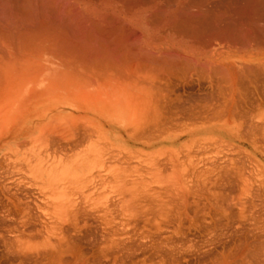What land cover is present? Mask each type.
Wrapping results in <instances>:
<instances>
[{
  "label": "bare ground",
  "instance_id": "6f19581e",
  "mask_svg": "<svg viewBox=\"0 0 264 264\" xmlns=\"http://www.w3.org/2000/svg\"><path fill=\"white\" fill-rule=\"evenodd\" d=\"M226 143L248 145L246 148L254 154L264 150V0H0V161L22 163L25 170L41 177L42 184L60 186L65 191L69 185L81 184L103 172L112 177L115 172L126 170L128 166L124 163L134 159L147 162L151 169L159 170L162 166L166 169L167 163L174 169L184 155L197 166L195 160L210 158L206 157L211 151L210 144L227 147ZM232 152L228 154L232 156ZM237 157L223 158L222 164L214 156L220 165L219 174L214 172L221 174L220 180L213 177L205 182L213 172L212 168L201 166L211 170L209 174L205 169V173L199 172L208 175L201 174V186L217 192L216 186L227 183L233 166L240 165L234 162ZM243 157L253 162L251 157V160L245 154ZM114 160L123 164L114 165L111 163ZM210 160L209 163L214 159ZM168 165L166 171L170 169ZM235 166L238 171L232 174L239 175L235 178L241 181L242 192L238 195L243 196L251 185V178L244 173L251 169L244 172L241 165ZM230 180L233 181L229 178L228 183ZM209 183L215 186L214 190ZM196 186L200 187V182ZM221 188L217 196L206 193L207 189L203 191L207 196L210 193L212 197L223 198H218L223 202L229 194L224 192L227 187L224 191ZM221 192L227 195L222 196ZM200 196L206 200L205 195ZM233 196L238 197L236 192ZM197 198L192 202L197 201L198 208L203 204L210 209L208 204L204 206L206 202L200 205ZM217 198L208 201L216 203ZM151 199L150 203H154L155 199ZM172 199L170 204L166 203L168 207L178 203L172 205ZM175 199L174 202L181 200ZM249 199L248 203L242 199L241 203L233 202L242 206L241 211L262 203L252 201L251 205ZM189 201L188 198L187 205L191 206ZM150 203L146 207L144 203L146 210H153L154 204ZM246 203L251 206L246 207ZM166 205L172 211L164 207L167 212L160 211L158 217L147 216L148 212L144 216L141 210L143 217L139 218V209L138 214L134 212L118 221L106 219L104 239L90 253L83 251L74 238L83 228L79 213L70 220L52 221L44 225L43 247L31 251L35 256L30 258L27 254L30 252H24L17 263L9 260L8 264H180L179 256L186 251L184 244L161 233L175 215L179 233L186 210L181 213L178 210L182 207L177 206L176 210ZM187 205L183 209L190 207ZM197 209L192 214L188 211L193 217L191 224L201 229L196 219L205 209L199 208L202 210L199 213ZM173 210L179 213L174 214ZM251 210L248 212H252L249 215L254 227L241 234L240 249L235 243V252L227 248L221 252L222 248L219 254L212 253L210 257L205 252L203 261L192 263L264 264V209L258 211L262 216L254 215L257 209ZM221 212L219 215L228 213ZM204 216H200L205 219L201 224L208 221ZM18 232L20 238L22 232ZM138 239L150 243L151 254L146 249L138 254L134 248ZM195 253L198 254L196 250Z\"/></svg>",
  "mask_w": 264,
  "mask_h": 264
},
{
  "label": "rangeland",
  "instance_id": "374dc122",
  "mask_svg": "<svg viewBox=\"0 0 264 264\" xmlns=\"http://www.w3.org/2000/svg\"><path fill=\"white\" fill-rule=\"evenodd\" d=\"M226 145H227V147H230L232 149L228 153H231L233 151L232 152L233 154H231L233 157H234V155L236 157L238 155V157H237L238 159L237 158H233V159H234L235 163L237 161V163H240L241 166L240 165H238V166L234 165L235 167L240 166L241 168L244 169V172L251 169V170L247 171L246 173H244L245 175H249L248 176L249 179L251 178L250 179L251 185H249V189H248L246 195L243 194V196H242V193L240 195H238L239 194L238 192H242L241 181L236 180L239 178V175L238 176L236 175V177H234L235 176L234 174L237 173L238 169H236V168L234 169V166H233V168H232L233 172H232V170H231V172L232 173L235 172V173L229 174L230 176H228V180H229V178H231L234 182L230 180L231 183L230 182L228 183V180H227V183H228L227 184V183H224L223 181H221V183H224V185L222 184L223 185L222 186L219 184L216 187H218V188L222 187L221 189H219L221 191H224V189L227 187L224 192L229 194V197L234 192V194H232V196H231L232 199L230 198L232 200V202H233V200H237V198L239 197L237 201L241 203L242 200L245 201L244 198L246 196H248V197L250 196L249 198H251V200L247 197L245 202L248 203V199L251 202L252 201L253 202L254 201L255 202L262 201V203L261 202L260 203H261L263 208L259 209V206L261 207V205L259 203V206H257L258 205V203H257V205L255 204L258 207V208H256L257 209L256 210L255 205H253V202H252V204L251 203L250 204L253 205V207L247 203L245 205L246 207H247V205L249 207L251 206V209L253 208L252 210L246 208V209L241 211L242 206H240V207H239V205L237 206V204L235 203L237 201L233 202L235 204H232V202H230L229 203L230 207L231 206L232 207L229 208V205H227V204L231 200L229 199V201H228L227 198H229V197L226 196L227 194L222 195L225 193L221 192L222 196H226L224 198L223 202L221 201L223 198L221 199L220 197H218L219 199H221V200H218V198L214 197V195H213V197L217 198L216 203H218V201L222 202L221 205L219 204L220 207L222 205H224L225 203L227 206L226 205L224 206L226 208L225 210H223L224 207H221V209H218V208H220V207H218L219 205L212 202V201H216L212 197V194L209 193V195L207 196V194L204 193L203 189L205 186L203 184L204 187H202L201 186L202 181H200V180H203L202 175L205 172L207 174L208 171H211V170H212L213 174L214 173L216 174V172L220 168L219 167L220 165L218 166L217 162H219L221 160L220 163L223 164V162H224V164H225V160H223V158L229 159L232 157V156H230V154L227 153V151H229L230 148L225 147V145H223V144H218V145L217 144H210L209 148L211 149V151L206 156V157H210V158H206L207 160L208 159L209 160L211 159L210 161H212V159L215 160V162L213 160V162H211V163L212 164L214 163L215 165H217L216 167L214 164L211 165V163L208 162L209 160L205 161V158L203 159L204 161L202 159L195 160V162H198L199 164L197 166H193L191 160L189 158H187L186 156L183 157L184 155L180 156L181 158L177 162V166L174 169H172L173 165L171 163H169V165H168V163L163 160L169 166L168 169L170 168L168 171H166L167 165H166V169L161 165L163 168L161 167V169L156 170V169H151L149 167V165L147 164V162L140 163V162H138V160L134 159V160L129 161L128 163H124L125 166H128V168L126 170L118 171L119 173L115 172L114 176H112V177L104 175L105 172H103L101 176L90 177L88 180L83 181L81 184L69 185L68 187L65 188V191L63 189H61L60 186H59V188H56L54 185L52 186V185H49L46 183L42 184L40 182L41 177H38V176L30 173L29 171L25 170L22 163H18L19 164L18 165V164H16L17 162L15 163L11 160L5 161L2 159L0 161V169L2 167L4 170L3 169L0 170V263L8 264L9 260L10 261L16 260V263H17L19 258H20L19 255L23 256V254H21V253H24V252L25 253L30 252L31 255H30V253H27V254H29L30 258H31V256L32 257L35 256L36 253H34V252H36L37 249H41L43 247L41 245L43 243L42 238L46 235V234H44L46 232V228L44 227V225L47 223H52V221H58L62 218L64 220L73 219L74 215H77L78 213L79 214L83 213L82 214L83 216L79 215V214H78L79 218L77 216L78 220L81 222V224H83L82 225L83 228L82 229L80 228L81 230L76 235H74V238H75V241L76 240L79 241V242L76 241V244L80 243L78 245H80V247L83 249V251L85 249V252L90 253L92 251V249H94V247L96 248L104 239V237H103L104 234H102V233L104 231L103 227H104V221L106 219L112 218L113 220L118 221L122 217H126L127 215L131 216V214L134 212L137 213V211H139V209H140V212H138L140 214L139 218H142L143 215L145 216L146 212H148L147 216H148V214L149 215L151 214V215L158 217L157 214L160 213V211H162V212L166 211L167 212L168 209L164 205H166V203L170 204V202H169L170 199H172V198L175 199L176 197H177V199L179 198L181 200L176 201L177 199H175L176 202H174L172 199L171 204L178 202L177 204L181 203L180 204L181 206H179L177 204H175L176 206H169V207H168V205H166V206L168 208L173 207V209H176V210L178 208L177 206H179L180 208L182 207L181 209L179 208L180 210H178L179 212L181 211V213H182V211L185 212L184 210H186L185 213H182L183 215L185 214L184 216L182 215L183 216L182 217L183 225L181 226L179 233H177V231H178L177 230L178 229V224H177L178 219H176L177 215H175L176 218L172 216V218L170 217V219H169L170 221H172V223L169 222V224H166V226H164V228H163L164 231H162L163 233H161V235L162 234L164 236L165 235H172V236H174V238H176V240L179 239V240H177L178 242L180 241L182 244H184V248L186 249V251L183 252V255L186 259L188 258L189 260L184 259L183 255H180L179 256L180 264H194V263H198L199 261L201 262L205 258L203 256H205V255L208 256L209 253H210L209 257L212 255V253H213V255H216L215 253L219 254V252H220L219 250H221L222 248L223 249L221 250V252L223 250H225L226 248H227V251H228V249H230L229 251H234V252L237 251V249H240L238 247L240 246L239 244L241 243V239H242L241 234L243 232H245L248 229V227H249L248 230H252L254 227L253 226L254 224L252 222L253 219L250 217L252 212H248V210L249 211L250 210L251 211L256 210L257 212L253 211L255 213V214L253 213L254 215H256V213H257V215L262 216L264 213V212L260 213L264 209V194L262 193V191L264 192V188H263L264 187V150L261 149L260 152H256V154H254L249 148L248 149L246 148V147H248V145L246 146V145H238V144H232V143L231 144L226 143ZM231 146L232 147L237 146V147H235L233 149ZM239 147H241V149H238ZM237 150H239L240 152ZM220 151H221V153H219ZM237 152H239L240 154L242 153L243 155L245 154V157L246 156H249V158L251 157L254 163L252 162L253 163L252 164L251 161H249L248 158H247L248 160L246 158H244L242 154H241V156H240L241 158H240L239 153H237ZM217 155L218 156L223 155L224 157L222 156V157L218 158ZM225 155H227V157ZM214 156L217 157L219 161L218 160L216 161L217 158H214ZM251 158H250V160H251ZM206 162H208V165ZM242 162L246 166L242 165L243 164ZM6 163H7V165H6ZM8 163H11L10 166L8 165ZM111 163H113V164L115 163L117 165L123 164V163H121V161L117 162L116 160L112 161ZM201 163H203V164H201ZM11 165H13L14 169L11 167ZM108 165H110V162L108 163ZM201 166L207 167V168L210 167L212 169L211 170H207V168L201 169ZM251 166L252 167L255 166V167L252 168ZM197 167H199L200 169ZM189 168H190V170H188ZM210 168H208V169H210ZM215 168H218V169H215ZM163 169H165L166 172ZM195 169H196V171H195ZM12 170H15L16 172L14 173V171H12ZM163 171L165 172V174ZM200 171H203L204 173L202 172L201 173L202 175H201V174H199ZM214 171H216V172H214ZM187 172H188V174L190 173L189 177L186 175ZM218 172H217V174H219ZM192 173H195V174L198 173V176H196L195 174H192ZM180 174H181V176H180ZM206 174H204V175H206ZM211 174L212 173L210 172L209 176ZM213 174L210 176V178L208 175H206L205 177H207V176L208 177H207V179L205 178L204 181L205 182L207 181V183H208V181H210L211 178L215 177V178H213L215 180V179H218V177L221 175V174L220 175L214 174V176H213ZM194 175L196 177H198V179L199 178L200 179L196 180L197 178L194 177ZM232 176L234 177V179L232 178ZM194 178H196L195 179L196 181L194 180ZM208 178H209V180H208ZM220 179H218V180H220ZM197 182H200V187H202L199 190L197 188H200V187L196 186ZM235 182H236V184H235ZM238 182H240L239 183L240 184V190H238L239 189L238 188L239 186L237 185ZM195 183H196V185H195ZM193 184H194V189L192 186ZM258 184L260 185V188H259ZM188 185H189V187H188ZM190 185L192 187H190ZM211 186L212 185L210 184V187ZM236 186H237V188H236ZM228 187L230 190L229 192L227 191ZM231 187H232V189H231ZM256 187H257V189L254 190ZM172 188L173 189L175 188V189L173 190ZM205 188L207 190L206 189H204V190H206V193H207L209 188L207 186ZM211 188L214 190L215 186H212ZM211 188H210V190H212ZM218 188H216L217 192L216 191H213V192L208 191V192L215 193L216 194L215 196H217V194L219 192ZM195 189L197 191H200V193L196 192ZM252 189L255 192L257 190L260 191V194L255 193L253 191L255 197H257L256 195L262 196V194H263V196L262 197L259 196L255 199V197H253V195H252L253 192L251 193ZM125 192H126V194L124 195ZM164 192L165 193L167 192V193L164 194ZM180 192L182 193L181 198L179 196ZM235 192H236V195L238 196L237 198H235L236 196L235 197L233 196V195H235ZM170 194H173V195L175 194V195L170 198L169 197ZM196 194H198V195L202 194V196L205 195L206 200L203 201L204 197L202 199V197L200 195H199V197L201 199L199 197L197 198L198 195H196ZM165 195L167 197H164ZM251 195H252V197H251ZM209 196H211L212 198H210ZM138 197H140V199H137ZM143 197H145V199H142ZM192 197L197 198L199 200L198 203L200 202L199 203L200 205L202 203L206 202V203H204V204H206L204 206H207V204H208L209 206H207V207H209L211 209V211H213L215 209V212L213 211L211 213V212H209L210 209L203 207V204L199 207L201 209H203V208L205 209V210L203 209L205 212L201 210L205 214V216H206V214L207 215L209 214L208 216H206V220L208 219V221H206L207 223L205 222V224H201L202 222L204 223L205 219H203V217L200 218V216H204V214L198 208V205L196 203L197 201L192 202V200H194V198H192ZM208 197H209V199H208ZM146 198H147V200H146ZM188 198L190 200L189 202L192 203L191 206H193V207L196 206L194 209L198 208L197 213L201 212L200 214H202V215L199 214L200 216L197 214V216H199V218L201 219V220H199V218L196 219V220H198V224H197L198 226H199V222H200L199 227H201V226L204 227L205 225L209 224L210 220H213L212 223L210 221V224L208 225V227L207 226L204 227L205 229H202V227L200 229L198 227H195V225L193 226L191 224V220L193 219V217L191 219V216H192L191 214H192V212L196 213V210H194V209L192 210L193 207L191 208L190 205H187L188 204ZM150 199H151V201L155 199L153 201L154 203H150ZM197 199H195V200H197ZM211 199H212V201H208ZM240 199H242V200H240ZM111 201H112V204L115 205V207L117 206L116 209L112 206ZM140 201H142L141 204H139ZM146 201H148L150 203V205L154 204V208L156 205V209H158L157 210L158 212L154 211L156 209L151 207L152 205L150 207H148V208H153V210L149 209L152 212H150L149 210H146L145 207H146V204L148 203ZM207 201H208V203H207ZM224 201H226V202H224ZM194 202L196 203L195 206L193 205ZM109 203L111 204L110 206H109ZM144 203H145V207L143 206ZM182 203H183V206H182ZM213 204H216L218 208H216V207L214 208V206H216V205L213 206ZM135 205H137V206L139 205V207L136 206L138 210L133 209V206H134V208H136ZM186 205L190 206V207H187V209L189 208L188 210L189 211L191 210L190 211L191 214H189V211L187 209H183ZM210 205L213 207H210ZM148 206H149V204H148ZM164 207L167 210L164 209ZM143 208L146 211L145 210L143 211ZM212 208H213V210H212ZM227 208H229V210L233 209L232 211H234V212H232L231 210L230 211L227 210ZM79 209L81 212L79 211ZM206 209H208V210H206ZM237 209H239V211ZM77 210H78V212H77ZM115 210L116 211L118 210V211L116 212ZM134 210H136V211H134ZM141 210H142V213L145 212L143 215H141ZM169 210H171V208ZM176 210L175 211L173 210L174 212H172V213H174V214L179 213ZM259 210H261V211L258 213ZM92 211L94 212V214ZM112 211H114V212L112 213ZM171 211H170V213H171ZM187 211H188V213H187ZM221 211H224L225 213L228 212V213H226V214L223 213L221 215V213H222ZM85 212H88V213H85ZM219 212H221L220 215H219ZM238 212H239V215H238ZM247 212H248V215H247ZM153 213H155L156 215ZM213 213H216L215 215H217V216L213 215ZM235 213H237V214H235ZM188 214L190 216V219H189V216H187ZM227 214H230V216L228 217ZM231 214L234 215L233 219L231 217L232 216ZM151 215H150V217H154ZM170 215H173V214H170ZM211 215H213V217H211ZM186 216L188 217V219ZM205 216H204V218H205ZM220 216L221 217L225 216V218L223 217L224 219H222ZM240 216H246V217H240ZM207 217H209L210 220ZM230 217H231V220H230ZM84 218L86 220H84ZM27 219H29V221ZM173 219H176V220H173ZM186 219H187V221H186ZM202 219L204 221H202ZM226 219L227 220L229 219V221H226ZM183 220L186 222H184ZM188 220L190 222H188ZM173 221L174 222L176 221V222L174 223ZM218 221H220V222H218ZM214 223L216 224V226ZM139 225H140L139 227L142 226V224H139ZM212 225L214 226V228ZM211 226H212V230L210 229ZM219 226L222 229L219 230ZM18 227H19L20 233L22 232V236L20 238L17 237V235H16V234H19V232H18L19 230H17ZM25 227H26V229H25ZM251 227H252V229H250ZM39 228H41L42 230ZM206 229L208 231H206ZM209 229L211 231H213V233H216V235H214L213 233H212L213 234L212 235L210 233L211 231ZM40 230L42 231V233L39 232ZM68 230L70 231V230H72V228H68ZM30 231H32V233H30ZM70 233H73V232H70ZM207 234L209 236H207ZM29 236L30 237L32 236V237L30 238ZM76 238H79V239H76ZM140 240H141V242H140ZM140 240L138 239L135 242V246H134V248H136V251H138V254H140L139 252H141V254H142L143 249L147 250L146 253L151 254L150 253L151 248L149 247L150 243L147 242V240H142V239H140ZM18 242H19V244H18ZM139 243H140V245H139ZM141 243H142V245H141ZM235 243L238 246H235ZM20 246H23V247L19 248ZM191 246H192V248H191ZM233 246H235L237 249L236 248L234 249ZM146 247H148V248H146ZM33 248H35V249H33ZM232 248H233V250H232ZM33 250H34V252H31ZM195 250L198 254L195 253ZM19 251H20V253H19ZM208 251H210V252H208ZM199 252H201L200 255H199ZM205 252H206V254L204 255ZM223 252H226V251H223ZM8 253H10V254H8ZM16 253H19V254H16ZM195 255H197V258H199V259H196ZM198 255H199V257H198ZM68 257H70V256H68ZM7 258H8V260H6ZM207 258L208 257H206V259ZM192 259H194V261H192ZM192 262H194V263H192Z\"/></svg>",
  "mask_w": 264,
  "mask_h": 264
}]
</instances>
